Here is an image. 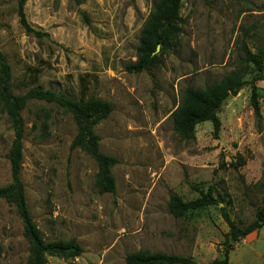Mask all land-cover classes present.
<instances>
[{
  "label": "rangeland",
  "instance_id": "1",
  "mask_svg": "<svg viewBox=\"0 0 264 264\" xmlns=\"http://www.w3.org/2000/svg\"><path fill=\"white\" fill-rule=\"evenodd\" d=\"M17 1L0 0V51L13 93L37 87L113 106L94 127L99 150L117 159L113 194L98 192L95 161L71 148L70 113L36 99L21 111V180L31 217L46 241L74 238L83 250L72 258L48 255L46 264H126L139 250L194 264L222 259L229 227L220 208L245 228L264 207V80L255 83L260 118L247 85L218 109L216 135L205 121L193 140L182 139L172 112L186 87L212 85L233 70L250 79L243 50L264 44V0H183L177 42L161 65L139 73L126 66L157 0H26V20L47 34L41 37L22 28ZM13 137L0 105V187L11 181ZM209 185L217 203L182 217L169 213L171 194L189 200ZM232 244L227 264H264V226ZM28 255L15 207L0 199V264H27Z\"/></svg>",
  "mask_w": 264,
  "mask_h": 264
},
{
  "label": "trees",
  "instance_id": "2",
  "mask_svg": "<svg viewBox=\"0 0 264 264\" xmlns=\"http://www.w3.org/2000/svg\"><path fill=\"white\" fill-rule=\"evenodd\" d=\"M76 4L80 0H72ZM183 0H157L153 4L140 31L139 43L135 49L136 59L126 66L129 73L150 71L161 65L162 54L169 52L181 33L183 18L180 16V6ZM26 0L17 1L19 23L28 34L36 37L47 36L46 33L31 27L25 17ZM157 46L160 50L158 52ZM244 62L252 67L249 80L244 79L241 71L233 70L212 85L205 87H186L179 105L173 110V130L184 140L195 138V127L205 121L213 125L214 134L219 130L220 121L217 116L218 106L229 94L233 97L247 85H251L250 103L256 118H260L257 86L255 83L264 80V44L252 52L244 47ZM11 67L6 56L0 51V105L5 110L13 129V140L7 158L10 165L11 181L0 187V199L12 204L19 216L23 236L28 242L29 255L27 264H46L48 255L66 258L77 257L82 253L81 246L74 238L69 240L46 241L41 230L33 221L25 197V187L21 180L22 149L24 137V121L21 111L30 99L53 103L70 113L76 125V134L71 142V148H78L88 154L97 165L95 185L99 193H114L115 179L111 168L117 159L99 150V135L94 127L105 119L113 106L100 98L88 97L75 99L51 89L31 88L22 95L12 91ZM242 160L237 165L243 164ZM198 196L185 200L180 195L171 194L167 202L169 213L173 217H182L187 212L205 209L217 203L215 188L211 185L205 188H195ZM230 203V200L227 201ZM221 215L229 227L225 234L222 259H214L207 264H227L229 252L234 242L246 237L251 232L264 226V207L260 208L256 217L245 228L237 226L230 218L225 206L220 208ZM126 264H194L190 257L167 254L164 252H149L139 250L125 256Z\"/></svg>",
  "mask_w": 264,
  "mask_h": 264
},
{
  "label": "water",
  "instance_id": "3",
  "mask_svg": "<svg viewBox=\"0 0 264 264\" xmlns=\"http://www.w3.org/2000/svg\"><path fill=\"white\" fill-rule=\"evenodd\" d=\"M159 49V46H157V49L156 50H158ZM233 96L231 95V94H229V95H227L222 101H221V103L219 104V106H218V109L228 100V99H230V98H232Z\"/></svg>",
  "mask_w": 264,
  "mask_h": 264
},
{
  "label": "crops",
  "instance_id": "4",
  "mask_svg": "<svg viewBox=\"0 0 264 264\" xmlns=\"http://www.w3.org/2000/svg\"><path fill=\"white\" fill-rule=\"evenodd\" d=\"M255 232V231H254ZM253 233V232H252Z\"/></svg>",
  "mask_w": 264,
  "mask_h": 264
}]
</instances>
